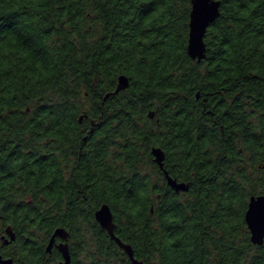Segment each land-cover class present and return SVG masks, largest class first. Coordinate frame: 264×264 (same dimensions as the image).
<instances>
[{"label": "trees", "instance_id": "trees-1", "mask_svg": "<svg viewBox=\"0 0 264 264\" xmlns=\"http://www.w3.org/2000/svg\"><path fill=\"white\" fill-rule=\"evenodd\" d=\"M218 1L199 63L191 0H0V256L58 264L63 228L72 264H132L95 219L109 205L144 264H264L245 222L264 194V0Z\"/></svg>", "mask_w": 264, "mask_h": 264}, {"label": "water", "instance_id": "water-1", "mask_svg": "<svg viewBox=\"0 0 264 264\" xmlns=\"http://www.w3.org/2000/svg\"><path fill=\"white\" fill-rule=\"evenodd\" d=\"M192 10L189 23V42L187 52L189 57L202 62L207 58V46L205 38L209 28L219 19L221 15V2L218 0H191ZM130 86L127 77L119 78L116 94L125 91ZM199 98V94L197 95ZM149 117L153 119L155 113L151 112ZM83 118H81L82 122ZM151 154L154 162L163 171L168 186L177 194L187 193L190 190L189 184L180 183L173 179L164 168L165 153L160 148H153ZM95 219L102 230L106 231L111 240L114 241L128 256L132 264H144L135 258L134 251L131 246L123 243L115 234L116 225L114 215L109 205H103L96 213ZM245 222L251 235V241L254 245L262 246L264 244V194L253 196L250 199L248 210L245 215ZM69 233L59 228L55 231L47 247V253L51 254L57 239L67 241ZM3 245L8 246L16 240V234L12 227H7L1 238ZM62 254L63 261L60 264H71L72 257L68 244H60L57 246ZM0 264H17L13 259H4L0 256Z\"/></svg>", "mask_w": 264, "mask_h": 264}, {"label": "flooded vegetation", "instance_id": "flooded-vegetation-1", "mask_svg": "<svg viewBox=\"0 0 264 264\" xmlns=\"http://www.w3.org/2000/svg\"><path fill=\"white\" fill-rule=\"evenodd\" d=\"M62 243H64V244H68V245H69V249H70V243H71L70 235H69V238H68L67 241H63V240H61V239H57V240H56V244L54 245V248H53V249L58 250L57 246L60 245V244H62ZM52 251H53V250H52ZM58 251H59V250H58ZM59 252H60V251H59ZM70 253H71V250H70ZM60 254H61V253H60ZM71 257H72V255H71ZM61 258H62V260H60V261L58 262V264H60V263L63 261L62 254H61ZM71 264H72V262H71Z\"/></svg>", "mask_w": 264, "mask_h": 264}, {"label": "rangeland", "instance_id": "rangeland-1", "mask_svg": "<svg viewBox=\"0 0 264 264\" xmlns=\"http://www.w3.org/2000/svg\"><path fill=\"white\" fill-rule=\"evenodd\" d=\"M83 256H84V255H83ZM83 256H82V257H83Z\"/></svg>", "mask_w": 264, "mask_h": 264}]
</instances>
